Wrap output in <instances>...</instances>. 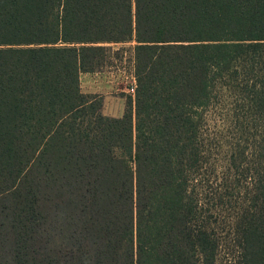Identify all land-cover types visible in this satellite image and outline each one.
<instances>
[{"label": "trees", "instance_id": "16d2710c", "mask_svg": "<svg viewBox=\"0 0 264 264\" xmlns=\"http://www.w3.org/2000/svg\"><path fill=\"white\" fill-rule=\"evenodd\" d=\"M132 40L133 124L79 84ZM224 184L264 264V0H0V264H215Z\"/></svg>", "mask_w": 264, "mask_h": 264}, {"label": "rangeland", "instance_id": "374dc122", "mask_svg": "<svg viewBox=\"0 0 264 264\" xmlns=\"http://www.w3.org/2000/svg\"><path fill=\"white\" fill-rule=\"evenodd\" d=\"M135 41L123 43H98L86 44L85 46L97 47L95 52L96 67L92 70H83L79 73L80 89L83 93L98 95L102 100V114L110 118H121L128 115L134 122V94L130 88L135 79L134 75V46ZM225 125V124H224ZM244 124L243 126H245ZM220 124L219 136L223 135L228 142H236L252 134V130L241 127V131L236 127L228 129ZM227 136V137H226ZM226 147L223 146L222 155L216 162L219 182L226 176ZM117 155H122L121 150L116 151ZM224 173V174H221ZM219 191L211 197L208 195L207 208H211L210 221L214 236L217 241V251L215 264H242L241 253L238 240L233 234L235 227V217L237 216L236 190L231 184L219 186Z\"/></svg>", "mask_w": 264, "mask_h": 264}, {"label": "built area", "instance_id": "2783aa9c", "mask_svg": "<svg viewBox=\"0 0 264 264\" xmlns=\"http://www.w3.org/2000/svg\"><path fill=\"white\" fill-rule=\"evenodd\" d=\"M135 86H136V82H135V79H133V83H132V86L130 88V91L134 94L135 92Z\"/></svg>", "mask_w": 264, "mask_h": 264}]
</instances>
